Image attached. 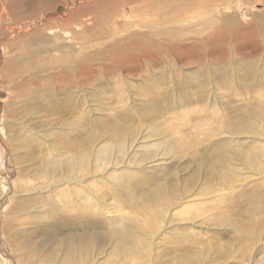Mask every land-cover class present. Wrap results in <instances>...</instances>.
<instances>
[{
	"label": "bare ground",
	"instance_id": "bare-ground-1",
	"mask_svg": "<svg viewBox=\"0 0 264 264\" xmlns=\"http://www.w3.org/2000/svg\"><path fill=\"white\" fill-rule=\"evenodd\" d=\"M28 1L31 0H12L5 4L0 0V7L5 17L13 16ZM109 1L107 12L101 13L97 8L107 0H97L96 16L87 15L92 8L81 7L63 17V26L52 27L56 23L48 22L45 29L36 32L37 41H49L52 46L50 54L41 56L31 68L35 72L28 76L34 84L33 90L30 89L32 100L37 102L33 120L21 126L25 135H19L16 111L13 114L6 107L3 115L0 172L1 167H10L2 153L6 157L11 155L9 148H16L11 146L13 141L30 140L34 151L22 152V148H16L15 151H20L15 153L19 155L16 163H36L37 168L31 166L37 169L38 189L34 185V190L53 194L51 203L45 205L51 207V228L58 240L37 264H161L159 257L172 255L178 261L166 264H200L201 254L195 244L202 241L196 230L216 225L218 228L217 222L228 223L235 216L239 222L233 227L237 228L239 240L231 247L232 254L227 251L226 258L237 260L238 264L250 262L254 252L264 248V181L249 188L255 190L254 195L262 196V202L255 203L249 194H243L241 187L252 181L253 175L264 180V98L236 112L230 107L209 106L200 111L205 115L196 120L187 117L175 122L176 118L169 113V104L163 100L168 96L166 89L162 82L154 85L151 79L161 71L166 80L167 68L172 71L197 65L200 70L202 66L211 69L216 44L213 25L206 22L205 30L191 31L180 24L192 23L195 27L197 17L206 11L203 2ZM136 1H142V6L138 8ZM211 1L204 0V3ZM50 3L53 4L49 0H33L29 13L43 12ZM148 15L158 19L151 20ZM161 24L166 28L136 29ZM44 30L51 32V37H45ZM7 64V70L12 68L4 78L14 79L18 74L14 71V61ZM204 77L201 81H207L211 94H215L214 78ZM133 80H141L149 88L139 89ZM136 100L143 104L136 106ZM106 117L112 119L106 120ZM9 121L13 123L9 127L13 136L5 143L2 137H6ZM221 136H224L221 141L216 139ZM246 139H251L253 145H246ZM178 158L174 164L173 160ZM186 158L193 165L188 177L178 180L174 175H167V165L174 164L177 168ZM240 165L253 175L241 179L246 173ZM141 172L145 176L140 177ZM15 173L18 176L13 182V195L6 188L11 179L0 180V219L10 197L21 208L25 204L24 196L33 191L31 181H24L20 172ZM198 182L203 186L200 192L196 187ZM221 191H227V195H217ZM198 203L205 205L199 208ZM220 204L226 206L220 207ZM123 208L130 209L134 218L110 216L121 213ZM7 211L14 212V206L6 207ZM168 215L187 217L174 225ZM177 224L181 229H176ZM169 228L176 235L166 232ZM8 230H13V226ZM161 246H169L170 250L154 259L153 253ZM0 250V256L5 258L0 263L14 264L7 245L0 242Z\"/></svg>",
	"mask_w": 264,
	"mask_h": 264
},
{
	"label": "rangeland",
	"instance_id": "rangeland-1",
	"mask_svg": "<svg viewBox=\"0 0 264 264\" xmlns=\"http://www.w3.org/2000/svg\"><path fill=\"white\" fill-rule=\"evenodd\" d=\"M8 1L12 0H3L5 4H7ZM49 1H52L53 4L50 3L51 5L47 10L45 9L43 12L36 11L37 13L34 14L29 13L33 0L28 1V3L25 4L24 9L22 8L20 13L18 12L17 15L14 14L13 16L10 15L5 17L3 13L4 9L3 7H0V24H2L0 25V47H2V59L0 61V126L3 124L2 126L4 128L3 115L6 112V107H9V112L13 114L15 111L17 112L16 126L19 128V130H21L19 132L20 136H23L26 133L24 132V129H21V126H23L29 120H33V107L37 102L32 100L33 94L30 91L33 90L31 88H34V84L29 81L28 76L35 72L31 68L37 62H39L41 56H48L50 54L48 52L52 46H50L49 41H47V43L45 41H37L35 39L36 32L47 26V24H49L48 22L56 23V25L52 27L57 25L63 26L61 20L66 18L69 12H74L75 9L77 11L81 7L92 8V10L87 11V15L91 17L93 14V16L97 15L94 10L97 7H95L97 0ZM115 1L117 2L119 0ZM200 1L203 2V10L206 11L197 17L196 20H198L199 23L197 21V23L194 24V26L196 25L195 27L192 26V23L180 24H182L186 29L190 28L191 31L194 30V28L204 29L207 23H211L213 25V28L216 31V44L214 51V63L211 65V69L206 66H202L201 68L203 69L200 70L197 65H190L187 67L185 66L183 69H176L172 71L167 68L165 71L166 80L163 78V76H161V71L157 73L158 76L156 75L151 79V82L154 85H156L158 81L162 82V87L166 89L167 92L165 93L168 96L165 95L166 97H164L163 100L169 104V113L171 116L173 115L176 118L175 122L186 120L187 117H192L195 119L196 117L198 118L199 116H203L205 114L202 115L200 111H203L209 106H213L215 109H226L230 107L231 111L236 112L242 108L247 109L252 105L254 106L264 98V0H212L211 3H204V0ZM119 2H121V0ZM141 3L142 1H136L138 8L142 6ZM110 4L111 2L107 0V2H104L101 7L98 5L97 8L98 10L99 8L101 9V13L103 11L107 12L105 10H107ZM123 9L124 8L121 10L124 11ZM140 14H138V17L143 18V16ZM147 18H150L151 20L158 19L156 16L153 17L152 15H148ZM164 18L165 17L160 20H163ZM200 24L204 25L200 26ZM147 27H136V29L138 31H156L160 28H166V25L161 24L160 27H157V25L153 27L149 25ZM44 31L43 34L45 37H51V35H49L51 32L48 33L47 30L45 32ZM188 32L189 31H187L186 34H188ZM39 42H42V44ZM39 45L45 46L41 47ZM45 50H47V52H45ZM4 51L6 54H4ZM31 52L35 53L36 56L35 54H31ZM37 52L40 53V56H38L39 54ZM9 61H14V71L18 73L16 74V77L11 80L6 77V79L4 78L5 75L8 76L9 70L12 68L10 67L8 70L6 69L8 66L7 63ZM29 68L31 69L29 73L25 72L29 70ZM209 75H212V78H214L215 94H211L210 86L208 85L207 81L202 82V78L204 76L208 77ZM133 84L139 89L142 87L149 88V86H146L141 80H133ZM136 97L138 98V95ZM138 100L134 101V104L136 106H141L143 103ZM184 115L186 116L184 117ZM108 119L111 120L112 117H106V120ZM11 122L12 121H9V125H7V128H5L6 137H2L3 141H6L5 143H7V141L10 142L9 138H12L10 135L13 136V134L9 132V127L13 124ZM21 123L22 125H20ZM258 128L259 127H257V129ZM14 136L16 137V135ZM222 138H224V136L216 139L221 141ZM13 142L14 143L11 144V146H15L17 149L22 148V152L24 150H29L30 152L34 151V148L31 147L33 145L30 144V140L27 143L25 141L19 140ZM249 144L253 145V141L251 139L247 140L246 145ZM24 146L27 147L25 148ZM229 146L231 148L233 147L232 142L231 144L229 143ZM9 149L11 155L6 157V153H2V156L7 159V167H10L8 169L4 168V166L1 167L0 180L11 179V186L8 184L9 186H6V188L8 189L9 187V192L11 195H13V192H15L12 188L14 186L13 182L18 176L15 171L20 172L22 176H24V181H31L29 183L31 184L33 191L30 192L28 196H24L26 200L24 201L25 204H22L21 208H19L20 205H16L13 201H11V197L9 195L10 198L8 202L10 203H7L2 208L1 212L2 217L0 219V242L5 246L7 245L8 251L12 252L13 256L11 257L14 258V264H37L38 261H40L52 250L55 240H58V235L54 234L51 228L53 225V220L49 215L51 213V207L45 205V203H51L53 194L51 195L50 193H44V191L39 192V190H34V185H36L38 189V179L35 176L37 169L33 170L31 166L37 168V164H33L31 161H29V163L21 162L17 164L16 160H18L19 155L16 156L15 153L19 154L20 151H15V149H12L11 147ZM34 153H37L36 155L38 158L39 153L37 150H35ZM186 159H184L183 162L178 165L179 169L178 167L176 168V166H174L179 158L177 160H173L174 162L176 161L173 165H167V175H174L177 179L180 177V180L188 177L193 169V165L188 161V158ZM240 166L241 167L239 168H243L242 172L246 173L244 176L240 177L241 179L246 178V176L249 177L253 175L248 174L249 171L245 169V166ZM12 169H14L13 172ZM160 174L165 175L162 173ZM142 175L145 176L144 172L140 173V177ZM251 178L252 181L249 183L246 182V185L241 187V190L244 191L243 194H249V198L253 199L255 203L259 201L262 202V196L259 193L254 195L252 191L255 190H250L255 188L259 182L262 183L264 180H259L260 177H256L254 175ZM255 180H258V182H255ZM201 186V182H198L196 185L198 192L202 191L203 186ZM247 189L250 191V193ZM6 193L3 194V197ZM219 194L227 195V191H221V193H218L217 195ZM236 195H239V191H237ZM17 198L19 197H16L15 199ZM18 200L23 199L19 198ZM204 205V203L197 204L199 208L203 207ZM220 205V207L226 206V204ZM12 206H14L15 211H11L10 213L8 211L6 212V207L10 208ZM7 213L8 217L5 216ZM112 214L113 215L110 216H120L121 219L127 216H132L134 218V215L130 209L127 210V208H123L121 213L118 212ZM168 217L170 218V223L176 225V223L179 224V222H181L180 220L184 217H187V215H177L175 216L176 219L170 217V215H168ZM236 222L238 223L239 221L235 216V218L232 217L228 223L222 221L217 222L219 225L218 228L216 225L211 226V228L202 227L199 230H196V233L200 236L199 239L202 241V244H195L199 250V253L201 254L200 264H238L237 260L228 261V258H226L227 251L232 254L231 250L233 248L231 247L235 245L237 240H239L237 228L233 227V224ZM178 224L176 229H181ZM10 225L13 226V230L11 231L8 230ZM172 229L173 228H169L166 230V232L169 233V231H171L173 235H176V231H172ZM178 233L181 234L182 231H178ZM157 242L161 243L158 239ZM161 248L157 249V252L153 253L154 259L155 257L158 258V256H164L166 251L170 250L169 246H161ZM108 252L110 253L111 249H109ZM233 255L236 257L235 253H233ZM3 256H5V254H3ZM253 257L254 258L250 262L243 261L244 264H264V248H260L258 251L254 252ZM3 258L4 257L0 256L1 262H3L5 259ZM168 258L162 259L159 257L158 259L161 261V264L178 261L176 259H172L174 258L173 255L172 257Z\"/></svg>",
	"mask_w": 264,
	"mask_h": 264
}]
</instances>
